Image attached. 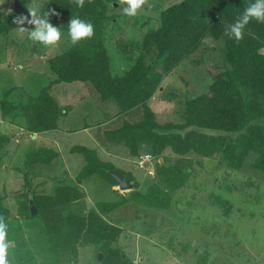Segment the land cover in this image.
Listing matches in <instances>:
<instances>
[{
  "label": "trees",
  "instance_id": "16d2710c",
  "mask_svg": "<svg viewBox=\"0 0 264 264\" xmlns=\"http://www.w3.org/2000/svg\"><path fill=\"white\" fill-rule=\"evenodd\" d=\"M109 1L112 0H84L83 7H79L75 0H48L38 14L50 10L58 13L49 19L62 34H69L71 18H79L93 25L94 35L45 58L53 79L38 93L21 92L15 100L4 92L0 99V120L8 124V130L0 131V155L18 130L22 132L21 140H29L21 149V165L13 166L21 172L23 180L22 187L12 191L17 200L15 214L4 203L6 190L0 191V216L8 225L10 264H68L70 258L76 261L79 247L91 244L99 247L98 264H135L116 246L122 228L106 220L105 215L129 201L149 209L166 210L171 201L169 191L188 185L191 175L188 169L192 168L195 154L202 158L218 157L221 164L232 170L240 169L249 160L252 168L264 172V122L260 123L264 117V52L261 51L264 23L251 21L239 43L225 34L226 25L233 23L254 0H180L163 7L154 23L151 18L141 22V37L136 45L131 44L133 49L126 55V68L119 73L112 72L104 44L105 22L115 25L118 22L117 16L107 12ZM20 2L19 14L11 6L10 10L3 9L7 12L0 10V36L19 27L13 20L25 16L24 2ZM146 25L150 26L146 29ZM121 33L115 38L120 48L125 40ZM207 38L217 44L209 49L213 50L208 53L209 59H194L192 53ZM122 48L128 50L126 46ZM185 59L187 64H206L201 70L207 75L206 88L202 91L198 89L201 82L188 83L180 76L187 94L180 92V88L166 94L176 98L178 94L185 95L183 102L177 101L182 103V110H178L181 118L159 122L148 102L159 87L162 86L160 91L164 93L163 77ZM75 81L89 82L102 101L116 103L118 110L105 118L134 113L136 109L141 111V118L136 121L123 118L104 133L108 144L122 143L120 146L134 159L144 152L152 155L155 179L144 192L137 189L139 184L131 174L101 159L96 149L78 144L69 151L83 156V165L76 175L79 180H59L49 191H35L30 172L37 165L50 164L60 152L42 141L33 142V137L57 129L60 119L72 107V104H59L49 91L54 83ZM166 149L171 150L172 156L164 154ZM108 171L123 177L126 173L127 179L134 180V189L125 195L119 193L120 198L115 201L75 208L74 203L85 195L81 186L83 178L96 174L111 180L113 187L117 185ZM210 198L225 216L229 214L230 201L214 194ZM30 199L36 207L34 215L30 213ZM22 223H38L40 230L28 233Z\"/></svg>",
  "mask_w": 264,
  "mask_h": 264
},
{
  "label": "rangeland",
  "instance_id": "374dc122",
  "mask_svg": "<svg viewBox=\"0 0 264 264\" xmlns=\"http://www.w3.org/2000/svg\"><path fill=\"white\" fill-rule=\"evenodd\" d=\"M47 1L23 0L25 16L30 19L29 9H36L38 12ZM177 1L180 0H148V4L135 16L125 15L123 8L127 5L119 3V0L107 2V12L118 18L117 25L105 22L103 35L113 73L126 68V55L133 49L130 46L136 45L141 37V22L151 18L154 23L163 7ZM10 6L12 8L13 0H0L1 11L4 8L10 10ZM149 26L146 25V29ZM23 27L31 29L34 25L25 23ZM120 32H123L121 36L125 39L121 43L122 47L126 46L128 50L120 48L115 41ZM71 44L69 34H62L57 45L44 46L30 40L28 32L22 33L19 27L1 35L0 99L4 92H8V98L15 100L20 98L21 92L27 95L38 93L42 86L53 79L45 58L60 53ZM213 45L217 46L211 38L205 39L204 45H200L192 53L194 59H209L208 53L213 51L209 49ZM136 51L135 48L134 53L137 54ZM261 51L264 52V49ZM181 62L163 77L164 93L160 91L162 86L159 87V91L148 102L159 122L180 120L178 110H182V103L177 101L183 102L185 95L178 94L176 98L166 93L180 88V92L187 94L183 80L188 83L201 82L198 89L202 91L206 88L207 75L201 71L206 64H187L186 59ZM181 64H186L187 67L184 68ZM49 92L58 103L72 104V107L61 118L57 129L33 137V142L42 141L44 145H50L60 152L59 157L50 164L37 165L30 172L35 191H49L52 184L59 180H79L76 175L83 165V156L69 151L71 146L78 144L96 149L101 159L110 161L116 168L131 174L139 184L137 189L144 192L155 179V162L150 161L149 170L153 171L151 174L147 173L138 167L136 159L128 156L127 149L120 146L122 143L114 141L108 144L104 133L105 130L116 127L123 118L136 121L141 118V111L136 109L134 113L105 118L118 110L117 105L112 100L102 101L89 82L54 83ZM261 122H264V117L260 119ZM7 126L0 120V131L8 130ZM16 133L0 155V191L6 190V193L3 192L6 195L4 203L13 214L16 212L17 200L12 191L19 190L23 184L21 172L13 166L21 165V149L29 141L19 138L22 133L20 130ZM17 145L19 148L16 149ZM107 148L114 153L107 151ZM164 154L172 156L170 149H166ZM193 156L192 168L188 169L191 170L188 185L169 191L171 201L166 210L149 209L129 201L104 216L110 223L122 228L116 246L132 258L135 264H264V172L252 168L249 160L240 169L232 170L221 164L218 157ZM197 159H202V164L197 163ZM123 175L126 178L127 174ZM111 184V180L96 174L83 178L81 186L84 198L73 206L76 208L85 205L90 208L96 202L115 201L120 198V194H128L134 189H119L117 185L113 187ZM212 194L230 201L231 209L227 216L223 214L221 207L213 203L214 200L210 198ZM22 225L27 228L28 233L40 230L38 223ZM98 249L94 244L81 246L78 248L76 261L70 258L68 264H98ZM204 254H207V258Z\"/></svg>",
  "mask_w": 264,
  "mask_h": 264
},
{
  "label": "clouds",
  "instance_id": "9594fccd",
  "mask_svg": "<svg viewBox=\"0 0 264 264\" xmlns=\"http://www.w3.org/2000/svg\"><path fill=\"white\" fill-rule=\"evenodd\" d=\"M79 7H83L84 0H75ZM119 3L127 5L123 8V13L127 16H135L137 13L148 4V0H119ZM151 7V5H149ZM30 19L28 16L20 15L14 18L13 23L19 25L20 31L28 32V37L33 42H39L44 46L57 45L61 40V30L50 22V15H59L54 10L45 12L39 15L36 9H29ZM264 23V0H254L250 3L239 15L236 20L226 25L225 34L239 43L243 40L245 29L251 21ZM34 25L28 29L23 27ZM69 24V36L71 43L75 45L81 39L91 38L94 35L93 25L79 18H71ZM10 243L8 240V225L4 221V217L0 216V264H10L9 260Z\"/></svg>",
  "mask_w": 264,
  "mask_h": 264
},
{
  "label": "water",
  "instance_id": "95a60500",
  "mask_svg": "<svg viewBox=\"0 0 264 264\" xmlns=\"http://www.w3.org/2000/svg\"><path fill=\"white\" fill-rule=\"evenodd\" d=\"M11 9L16 14L21 13L22 6L20 0H13V6ZM108 173L114 178L119 189L133 188V183L129 179L124 178L120 174L113 171H108ZM29 204H30V213L34 215L36 213V207L31 199L29 200ZM98 258H101L100 253L98 254Z\"/></svg>",
  "mask_w": 264,
  "mask_h": 264
},
{
  "label": "built area",
  "instance_id": "2783aa9c",
  "mask_svg": "<svg viewBox=\"0 0 264 264\" xmlns=\"http://www.w3.org/2000/svg\"><path fill=\"white\" fill-rule=\"evenodd\" d=\"M136 160V163L140 169L147 171L149 174L152 173L153 170H149L150 161L152 160V155L150 153H141Z\"/></svg>",
  "mask_w": 264,
  "mask_h": 264
},
{
  "label": "crops",
  "instance_id": "0c3cea01",
  "mask_svg": "<svg viewBox=\"0 0 264 264\" xmlns=\"http://www.w3.org/2000/svg\"><path fill=\"white\" fill-rule=\"evenodd\" d=\"M59 104H61V103H59ZM62 105V104H61ZM63 118V117H62ZM61 120V119H60ZM107 151H109V152H113L111 149L109 150V149H107ZM114 153V152H113Z\"/></svg>",
  "mask_w": 264,
  "mask_h": 264
}]
</instances>
